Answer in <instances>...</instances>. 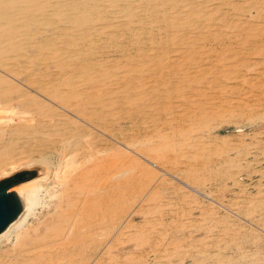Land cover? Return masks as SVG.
<instances>
[{
    "label": "rangeland",
    "instance_id": "1",
    "mask_svg": "<svg viewBox=\"0 0 264 264\" xmlns=\"http://www.w3.org/2000/svg\"><path fill=\"white\" fill-rule=\"evenodd\" d=\"M41 1L43 2L42 6L44 7V13L34 18L29 29L30 33L32 36H35L36 33L37 35H44L45 33L47 35H52L51 32H54L56 28H59L57 32L60 33L61 28L66 25L62 20H64L69 13L67 11H62L60 17H55L49 13L50 5L54 0ZM98 1L99 2H97V0H88V2L96 4L99 8L102 4L106 11V13L101 16V19H95L94 24H98V28H100L101 24L108 23L109 25L103 27L102 33L109 34L111 32L110 34H112L114 42L116 41L115 44L113 41H108L106 38L104 39V37L97 36L98 38L95 37L96 39L93 37L94 40H92V42H85L87 45L84 42H80L70 47L85 51L87 54L86 60L89 59V63L102 64L113 73L129 75L132 79V84L135 83L136 85L140 84V80H142L144 73H147V70L150 72H157L161 68V70L165 72L163 73L164 78L167 79L168 82H172L171 84L175 85L177 76L182 79L179 83L180 97H174L175 100L170 98L169 100H164V107H166L165 113L164 111L160 112V109L158 110V107L155 105V100L153 99V93H151L152 95L149 94L146 96L145 102L143 100L145 105H140L142 101L134 102L133 100H126L122 105L125 109L123 108L122 114L117 113V115L113 117V127L108 131L92 130L87 124L79 121V123L91 129L92 131L90 130V132L93 134L95 133L94 135L97 139L89 138L86 140L84 139V141L82 140L80 144H77L76 153L72 151L73 148L62 149L60 145H54L48 140L40 139L42 141L40 143L38 142L40 153H33L27 157L24 156L25 158L23 161L22 159H14L0 165V181L11 178L21 172L29 171L31 173L30 178L19 185H36V195L38 199V204L34 210L35 213L29 218L25 226L12 236L13 239L11 238L9 242L5 241L0 245V258L2 256H8L13 258V260H21L24 257V260L30 258L27 262L31 263L36 258L40 259L38 256L41 255L42 252H46L42 254L47 255L48 251H54L56 254L59 251L57 245L59 243H65L64 236L68 232L66 230H68L69 225L72 226L77 222V241H80V238L81 241L77 242V245H74V247L72 243H70L71 245L67 244V250L65 249L67 253L60 252L61 254L57 257V260H61H56L58 264L60 262L61 264H73V262L74 264H264V64L261 66L262 63H264V29H261L264 28V24H262L264 23V1L197 0L196 2V0H193L192 2L191 0H137L136 2V0H121L118 4L111 3V5L115 4L113 7L107 0ZM150 1L153 2L151 3ZM221 1L223 3H220ZM232 1L235 4H233ZM147 3L152 5L156 3L155 9L158 12L160 11V14L158 13L157 15L162 17L166 15L170 23L174 24L175 22V25L169 30L166 25L163 24L164 20L162 17L156 20L158 23L153 21V23L155 22L153 24L151 22L153 17H151L149 9H146ZM218 3L220 5H218ZM119 4H121V6ZM250 4L252 5L250 6ZM136 5L141 7L139 8ZM119 6L122 7V9ZM214 6H216V9ZM125 7L127 8L126 11H124ZM132 7L135 9V12H133ZM188 11L206 13L201 19H204V22L211 26L209 32L213 37L215 36V38H218V40L211 42L209 40H207L209 42L205 40L200 41L198 38L196 39L195 33L197 30L189 25H184L185 27L181 29L180 27L178 28L176 20H178L179 17L183 18L185 12L189 13ZM209 12L211 13L209 14ZM170 14H173V16ZM220 15L224 18L222 19ZM232 16L233 18H231ZM47 19L53 20L49 22V26L41 25L44 21L47 22ZM138 19L139 21H137ZM234 21H236L235 24H233ZM253 21L255 23H253ZM108 26H110V28ZM221 26L223 30L220 28ZM246 27H248V30ZM147 33H150V37ZM131 35H133V37ZM32 36L31 40L33 41L34 38ZM134 37L138 40H136L137 42L133 39ZM155 38L157 39L155 40ZM237 40L239 41L237 42ZM178 41L189 43V45L179 44ZM117 42L120 43L118 44ZM155 43L157 44L155 45ZM238 44L240 45L238 46ZM84 45L86 48L83 47ZM98 46L100 48H98ZM102 46L105 49L101 48ZM106 46L108 47L106 48ZM153 47L157 50L156 52ZM149 48L153 49L148 50ZM94 49L98 52L92 51ZM185 49H187V51ZM147 50L150 51V53H148ZM133 52L139 54L137 55ZM162 52L164 53L162 54ZM180 52L184 54H180ZM251 53H253L254 56ZM90 55L92 58H89ZM173 56L174 58H178L175 59V62ZM231 57L233 59H230ZM121 58L125 63H122ZM209 58L212 63L209 62ZM42 59L41 63H39L42 70L48 65L45 70L50 73V75H56L57 71L53 68L54 65L48 61L46 62V58L43 57ZM91 59L97 60L92 61ZM146 59H148V62ZM171 62L173 63L171 64ZM165 64L169 66H165ZM110 65L111 68L109 67ZM176 65H178V68ZM199 65H202L201 67L203 69L205 67V73L198 69ZM241 66H243V68ZM249 66H252V69L249 68ZM26 67H30V69ZM166 67H169V69ZM39 68L38 65L32 63L19 64L16 67L19 71H16L14 75L17 80L16 83H18L20 79L24 80V78L27 77V73H33L30 79L29 76L27 77L28 82H26L28 85L25 83L30 90L32 89L33 91L28 90L29 88H25L26 91H29V93L31 92L33 96L39 99L41 98V100L48 104L53 103L43 93L36 90L35 92L34 89H36V86L33 84L31 85L33 79L37 78L36 75ZM192 68H194V71ZM195 69L200 72L195 74ZM172 71L174 74H169V72ZM34 72H36L35 75ZM257 72L260 73L258 74ZM192 73L194 75H192ZM18 75H20V77ZM22 76L24 78H22ZM161 87L166 90V88H164L165 86ZM137 91L141 92V89ZM150 102L152 104H150ZM133 103H135V105H133ZM53 104L50 105L58 109V107ZM174 104L176 105L174 106ZM179 105L181 108L178 107ZM126 107L128 109H126ZM167 108L169 109L170 115L172 114L171 116L169 113H166L168 112ZM171 108L175 110L173 111ZM114 110H116V108H114ZM125 110L127 111L125 112ZM212 111L214 112L212 113ZM186 113L189 115L187 120H176L177 116L179 118ZM210 114L212 115L210 116ZM121 115L124 117H121ZM117 118L119 121H116L118 120ZM181 118L182 117H180V119ZM89 141L91 142L88 143ZM162 142L164 143L162 144ZM100 144L101 147H99ZM105 144L110 145L109 148L112 149L111 153L114 151L116 152L115 149L120 152L121 157L118 156V158H120L119 161L124 166L126 165L125 170H129L128 172L126 171L128 174L126 173L125 176L128 178L130 177L127 179V177L124 176L123 178H119V181L115 178L112 180V183L110 181V183L116 187L121 179L126 182H124L125 188L122 191V197L120 194L114 195L113 197V204L115 205L111 208V211L113 214L115 213L114 216L110 214L112 212H108L105 215L103 213L105 208L99 210L96 203L99 200L95 201L96 198H99L101 201L103 200L106 205L111 203L108 199L104 200V195L107 190L106 186H102L99 192L100 194L98 193V196L96 195L94 198H92V194L89 192L96 188L97 183L101 184V181H103L101 176L103 171L102 168L106 163L102 160L104 156L100 150L103 149ZM45 145L46 147H44ZM52 146L55 147L53 148ZM85 146H87V149ZM155 146L158 147L156 148ZM78 150L79 152L81 150L83 155L82 152H80L81 154L78 153ZM50 151H52V153ZM72 152L74 154H71ZM115 152L112 153L114 155L111 154L106 158L109 159L110 164L112 162L118 163V161H114L118 160L116 158L117 153ZM123 155L125 156L124 158L122 157ZM112 156L114 158H112ZM32 159L47 161L48 165L38 164L27 168V170L20 169L27 166V164L30 163L28 160ZM14 161L16 162L13 164ZM97 164L100 167L102 165V167L100 168ZM110 164L108 163L107 165ZM84 166H87L86 169L83 168ZM15 170L17 171L14 172ZM79 170L83 172H79ZM98 170H100V172ZM12 172L14 173L8 176ZM94 172L95 177L93 174ZM98 173L100 174L98 175ZM70 174L74 176L71 177ZM4 176L8 177L6 178ZM74 180H76L75 182L78 180L83 182L84 180L86 184L82 183L80 186L79 183H81V181L75 184ZM114 180L117 181L115 182ZM76 185L78 188L77 190L74 188ZM80 187H84L83 192L82 189H79ZM85 188H88V190L86 189L85 191ZM65 189L68 190H66V193H63ZM103 189L104 191H102ZM73 192H75V194ZM71 196L76 200L78 199V201L75 200L76 203L73 207V211H68L66 204L73 199ZM75 196H78V198ZM82 196L86 198V200L82 199ZM87 197L89 199L91 197L90 200H92V203ZM120 198L124 199V206L122 208L119 207L118 204ZM79 200H81L80 203ZM95 208H97V210H95ZM121 209L122 211L120 212ZM83 210L86 211L84 212ZM95 212H101L102 215L100 214V216L98 215L99 213ZM74 213L75 215L76 213L78 214L77 217L71 216ZM104 216L106 219H104ZM109 216L111 218L113 217V219H109ZM64 218H69V220H65V222ZM58 219L62 221H58ZM78 219L80 220L78 221ZM98 220L101 223H99ZM59 225H61L60 228ZM52 226H54L53 228L56 233L53 228H51ZM56 226H58L59 230L63 231V237L59 236V231L56 230L58 229ZM49 228H51L49 230L50 232H47ZM54 237L56 239H53ZM40 238H43V240ZM48 239L53 240L51 241ZM53 244L57 245L53 246ZM30 245H32L31 248ZM39 252L41 253L39 254ZM35 253L36 255L33 257L32 255ZM46 259L47 258L44 260Z\"/></svg>",
    "mask_w": 264,
    "mask_h": 264
},
{
    "label": "bare ground",
    "instance_id": "2",
    "mask_svg": "<svg viewBox=\"0 0 264 264\" xmlns=\"http://www.w3.org/2000/svg\"><path fill=\"white\" fill-rule=\"evenodd\" d=\"M161 1V0H160ZM165 1V0H162ZM177 1V0H176ZM180 1V0H179ZM188 1V0H187ZM193 2V0H191ZM249 1V0H247ZM264 1V0H263ZM97 2H99L97 0ZM107 2L111 5V3H115L118 4L121 2V0H107ZM127 2V1H126ZM131 2V1H130ZM137 2V0H136ZM139 2V1H138ZM146 2V1H145ZM151 2V1H150ZM153 2V1H152ZM151 2V3H152ZM186 2V1H185ZM197 2V0H196ZM219 2V1H218ZM226 2V1H225ZM238 2V1H236ZM252 2V1H251ZM42 1L41 0H0V165H3L4 163H6L7 161H11V160H21L23 161V159L25 158L24 156H29L33 153H37L39 152V145L38 142H42L40 139L42 140H48L51 143H53L54 145H60L62 146V149H66V148H73L72 151H74L76 153L77 151V144H80V142L84 139H89V138H96L97 137L90 132V130L92 129H96L97 131H108L110 130L112 126V124L114 123L113 117L117 115V113H121L123 111L124 106L123 103L126 100H133L134 102L137 101H142V103L140 105H145L143 103V100L145 102V98L147 95H152L151 93L154 94L153 99L155 100V105L158 107V110L160 109V112L166 110V107H164L165 99H174V97H180L179 94V83H180V77H176L177 81L175 82V85L171 84L170 81L168 82L167 79L164 78V74L165 72H163L160 68L159 71H149L147 70V73L142 76V80H140V84L136 85L135 83L132 84V79L129 75H122V74H118V73H113L110 70L106 69L104 65L102 64H92L89 63V59L86 60L87 58V54L85 53V51H82V49H75L72 48L70 46H75L80 42H92V40H94V38H98L97 36L100 37H104V39L106 38L108 41H113L114 39L112 37V34H107V33H102V29L104 26L109 25L108 23H104L100 25V28H98V24L95 25L94 21L95 19H101L103 16V14L106 13L105 9L103 8V5H100V8L98 6H96V4H92L90 2H88V0H54L53 3H51L50 5V10L49 13H51L52 15H54L55 17H60L62 11H67L69 14L67 15V17L62 20L64 21V23L66 24L63 28H61V32H57L58 29L56 28V30L54 32H51L52 35H47L46 33L43 35H36L32 36V34L30 33V26L33 23V20L36 16L38 15H42L44 13V7L42 6ZM128 3V2H127ZM133 3V2H132ZM140 3V2H139ZM142 3V2H141ZM178 3V2H176ZM207 3V2H206ZM220 3H223L222 1ZM230 3V2H228ZM233 3V1H232ZM231 3V4H232ZM262 3V2H261ZM114 4V5H115ZM155 4L153 5L150 3H147V7L146 9H149L150 13H151V17H153L152 19V23L153 21H156L158 19H161L162 16H158L157 14H160V11L158 12L155 9ZM180 4V3H179ZM182 4V3H181ZM215 4V3H214ZM235 4V3H233ZM237 4V3H236ZM256 4V3H255ZM259 4V3H258ZM114 5H111L112 7ZM121 6V4H119ZM125 5V4H123ZM144 5V4H143ZM194 5V4H193ZM198 5V4H197ZM216 5V4H215ZM218 5H220L218 3ZM223 5V4H221ZM227 5V4H226ZM252 4H250L251 6ZM105 6V5H104ZM119 6V7H120ZM127 6V5H125ZM130 6V5H129ZM137 6V5H136ZM174 6V5H173ZM187 6V5H186ZM209 6V5H208ZM228 6V5H227ZM242 6V5H241ZM255 6V5H254ZM262 6V5H261ZM111 7V9H112ZM134 7V6H133ZM132 7V8H133ZM137 7H141V6H137ZM135 7V8H137ZM180 7V5H179ZM196 7V6H195ZM216 6H214L215 8ZM110 8V7H108ZM122 9V7H120ZM138 8V9H139ZM170 8V6H169ZM213 8V9H214ZM260 8V7H259ZM119 9V8H117ZM124 9V8H123ZM126 7L125 10L126 11ZM137 9V10H138ZM180 9V8H179ZM178 9V10H179ZM211 9V8H209ZM216 9V8H215ZM214 9V11H215ZM247 9V8H246ZM110 10V9H108ZM133 12H135V9H132ZM142 10V9H141ZM144 10V9H143ZM166 10V9H165ZM223 10V8H222ZM225 10V9H224ZM234 10V9H232ZM116 11V10H115ZM118 11V10H117ZM128 11V10H127ZM162 11V9H161ZM164 11V10H163ZM177 11V10H176ZM201 11V10H200ZM213 11V12H214ZM219 11V10H218ZM217 11V13H218ZM221 11V10H220ZM229 11V10H228ZM258 11V8H257ZM111 12V11H110ZM132 12V11H130ZM165 12V11H164ZM178 12V11H177ZM180 12V11H179ZM189 12V11H188ZM204 12V10H203ZM231 12V11H230ZM238 12V11H237ZM48 13V12H47ZM114 13V12H113ZM141 13V12H140ZM211 12H209L210 14ZM223 13V12H221ZM254 13V12H253ZM111 14V13H110ZM117 14V13H116ZM124 14V13H123ZM206 14V13H205ZM204 13H201L198 11L196 13H194V11H191L189 13L185 12V15L183 18L179 17L178 20H176V25L178 26V28L180 27L183 28L185 27L184 25H189L190 27H192L193 29L197 30L196 34V39L198 38V40L200 41H207L209 40L211 41H216L218 40V38H215V36L213 37V35L209 32L210 27L209 25L206 24V22H204L203 16L205 15ZM224 14V13H223ZM234 14V13H233ZM231 14V15H233ZM122 15V14H121ZM169 15V14H168ZM173 16V14H170ZM222 15V14H221ZM220 15V17H221ZM235 15V14H234ZM139 16V15H138ZM146 16V15H145ZM229 16V15H228ZM109 17V16H108ZM112 17V16H111ZM123 17V16H122ZM136 17V16H135ZM169 17V16H168ZM242 17V15H241ZM246 17V16H245ZM45 18V17H44ZM171 18V17H170ZM174 18V17H173ZM176 18V17H175ZM222 18V17H221ZM224 18V17H223ZM222 18V19H223ZM228 18V17H226ZM225 18V19H226ZM233 18V16L231 17ZM230 18V19H231ZM263 18V17H262ZM46 19V18H45ZM112 19V18H111ZM111 19H109L110 21H112ZM115 19V18H113ZM163 24L166 25V27L170 30V28L175 25L173 23H170V21L168 20L169 18L166 17H162ZM172 19V18H171ZM170 19V20H171ZM217 19V18H216ZM55 20V19H54ZM108 20V18H107ZM149 20V19H148ZM235 20V19H234ZM245 20V19H244ZM52 19H47L46 21H42L43 23H41V25L43 26H49V22H52ZM109 21V22H110ZM115 21V20H114ZM139 21V19L137 20ZM144 21V20H143ZM162 21V20H161ZM180 21V22H179ZM214 21V20H213ZM57 22V21H56ZM101 22V21H100ZM120 22V21H119ZM124 22V21H123ZM126 22V21H125ZM146 22V21H145ZM158 23V21H156ZM229 22V21H228ZM232 22V21H231ZM236 21H234L233 24H235ZM241 22V21H240ZM245 22V21H244ZM258 22V21H257ZM256 22V24H257ZM35 23V22H34ZM63 23V22H62ZM115 23V22H114ZM118 23V22H117ZM137 23V22H136ZM142 23V22H141ZM150 23V24H152ZM155 23V22H154ZM153 23V24H154ZM227 23V22H226ZM253 23H255L253 21ZM55 24V23H54ZM135 24V23H134ZM145 24V23H144ZM143 24V25H144ZM160 24V23H159ZM232 24V23H231ZM264 24V23H262ZM57 25V23H56ZM111 25V23H110ZM116 25V24H114ZM123 25V24H122ZM130 25V24H129ZM162 25V23H161ZM160 25V26H161ZM228 25V24H227ZM238 25V23H237ZM54 26V25H52ZM112 26V25H111ZM121 26V25H120ZM148 26V25H147ZM219 26V24H218ZM247 26V25H246ZM257 26V25H256ZM110 28V26H108ZM128 27V25H127ZM157 27V26H156ZM159 27V26H158ZM162 27V26H161ZM165 27V28H166ZM254 27V26H253ZM252 27V28H253ZM259 27V26H258ZM106 28V27H105ZM117 28V27H116ZM125 28V27H124ZM136 28V27H135ZM134 28V29H135ZM150 28V27H149ZM148 28V30H149ZM160 28V27H159ZM177 28V27H176ZM217 28V27H216ZM222 28V26L220 27ZM234 28V27H233ZM239 28V27H238ZM241 28V25H240ZM239 28V29H240ZM244 28V27H243ZM248 30V27H246ZM120 29V28H119ZM138 29V28H137ZM152 29V28H151ZM167 29V30H168ZM212 29V28H211ZM225 29V28H224ZM264 29V28H261ZM260 29V30H261ZM44 30V29H43ZM52 30V29H51ZM164 30V29H163ZM188 30V29H186ZM185 30V31H186ZM221 30V29H220ZM223 30V28H222ZM221 30V32H222ZM229 30V29H228ZM232 30V29H231ZM259 30V29H257ZM46 31V30H45ZM124 31V30H123ZM122 31V32H123ZM138 31V30H137ZM152 31V30H151ZM165 31V30H164ZM184 31V32H185ZM189 31V30H188ZM217 31V30H216ZM245 31V30H244ZM252 31V29H251ZM145 32V31H144ZM143 32V33H144ZM170 32V31H169ZM219 32V31H218ZM240 32V31H239ZM238 32V34H239ZM250 32V31H249ZM113 33V32H112ZM117 33V32H116ZM115 33V34H116ZM124 33V32H123ZM155 33V30H154ZM181 33V32H180ZM227 33V32H226ZM230 33V32H229ZM237 33V32H236ZM243 33V32H242ZM247 33V32H245ZM251 33V32H250ZM264 33V32H263ZM49 34V33H48ZM129 34V33H128ZM149 34L150 37V33ZM159 34V33H158ZM163 34V33H161ZM189 34V33H188ZM193 34V33H192ZM221 34V33H220ZM223 34V33H222ZM234 34V33H233ZM256 34V33H255ZM124 35V34H122ZM141 35V34H140ZM139 35V36H140ZM143 35V34H142ZM146 35V34H145ZM167 35V34H166ZM181 35V34H180ZM179 35V36H180ZM186 35V34H185ZM194 35V34H193ZM235 35V34H234ZM241 35V34H240ZM245 35V34H244ZM257 35V34H256ZM263 35V34H262ZM31 36L34 38V40H31ZM118 36V35H117ZM133 37V35H131ZM138 36V37H139ZM159 36V35H158ZM162 36V35H161ZM178 36V38H179ZM189 36V35H188ZM249 36V35H248ZM259 36V35H258ZM255 36V37H258ZM264 36V35H263ZM94 37V38H93ZM119 37V36H118ZM144 37V36H143ZM147 37V36H146ZM194 37V36H193ZM191 37V38H193ZM95 38V39H96ZM115 38V36H114ZM154 38V37H153ZM165 38V36H164ZM240 38V37H239ZM243 38V37H242ZM241 38V39H242ZM246 38V37H245ZM118 39V38H117ZM122 39V38H120ZM135 39V37L133 38ZM144 39V38H143ZM149 39V38H147ZM157 38H155L156 40ZM195 39V40H196ZM249 39V38H248ZM253 39V38H252ZM255 39V38H254ZM98 40V39H97ZM137 39H135L136 41ZM146 40V39H144ZM154 40V39H152ZM159 40V39H158ZM167 40V39H166ZM189 40V39H188ZM194 40V41H195ZM232 40V39H231ZM245 40V39H244ZM105 41V40H104ZM107 41V42H108ZM131 41V39H130ZM134 41V40H133ZM138 41V40H137ZM136 41V42H137ZM207 41V42H209ZM225 41V40H224ZM228 41V40H227ZM239 40H237L238 42ZM241 41V40H240ZM256 41V40H255ZM99 42V41H98ZM116 42V41H115ZM114 42V44H115ZM125 42V41H124ZM128 42V41H127ZM132 42V41H131ZM142 42V41H141ZM149 42V41H148ZM167 42V41H166ZM179 42V41H178ZM198 42V41H197ZM236 42V43H237ZM251 42V41H249ZM258 42V41H256ZM105 43V42H104ZM118 44L120 42H117ZM139 43V42H138ZM143 43V42H142ZM158 43V42H157ZM155 43V45L157 44ZM194 43V42H192ZM233 43V42H232ZM87 45V43H85ZM102 44V43H101ZM113 44V43H112ZM113 44V45H114ZM126 44V42H125ZM128 44V43H127ZM148 44V43H147ZM154 44V43H153ZM169 44V42H168ZM167 44V46H168ZM179 44L182 45H186L189 43H184V42H179ZM231 44V43H230ZM253 44V43H252ZM106 45V43H105ZM123 45V44H122ZM136 45V44H135ZM140 45V44H139ZM138 45V46H139ZM143 45V44H142ZM159 45V44H158ZM170 45V44H169ZM178 45V44H177ZM213 45V44H212ZM232 45V44H231ZM230 45V46H231ZM240 44H238L239 46ZM251 45V44H250ZM104 46V44H103ZM101 48H104V47ZM128 46V45H127ZM132 46V45H131ZM150 46V45H149ZM171 46V45H170ZM204 46V45H201ZM214 46V45H213ZM211 46V47H213ZM84 48L85 45L83 46ZM108 46H106L107 48ZM129 47V46H128ZM143 47V46H141ZM140 47V48H141ZM158 47V46H157ZM207 47V46H206ZM205 47V48H206ZM210 47V45H209ZM215 47V46H214ZM251 47V46H250ZM98 48H100L98 46ZM123 48V47H122ZM121 48V49H122ZM155 50V47H153ZM153 48H149L153 49ZM165 48V47H164ZM217 48V47H216ZM219 48V47H218ZM242 48V47H241ZM261 48V47H260ZM105 49V48H104ZM128 49V48H127ZM134 49V48H133ZM159 49V48H158ZM162 49V48H161ZM173 49V48H172ZM170 49V50H172ZM190 49V48H189ZM188 49V52H189ZM196 49V48H195ZM224 49V48H222ZM240 49V48H238ZM98 50V49H97ZM126 50V49H125ZM130 50V49H129ZM147 50V51H148ZM165 50V49H164ZM178 50V49H177ZM182 50V49H181ZM187 51V49H185ZM202 50V49H201ZM230 50V49H229ZM244 50V49H242ZM95 52V49L92 50ZM101 51V50H100ZM99 51V52H100ZM120 51V50H119ZM123 51V49H122ZM157 50H155L156 52ZM160 51V50H159ZM211 51V50H210ZM248 51V50H246ZM102 52V51H101ZM170 52V51H169ZM217 52V51H216ZM233 52V50H232ZM243 52V51H242ZM121 53V52H120ZM126 53V51H125ZM134 53V52H133ZM132 53V54H133ZM148 53H150V51H148ZM152 53V50H151ZM164 52H162L163 54ZM166 53V52H165ZM210 53V52H209ZM215 53V52H214ZM225 53V52H223ZM229 53V52H228ZM254 53V52H253ZM251 53V54H253ZM100 54V53H99ZM103 54V53H101ZM137 54V53H134ZM139 54V53H138ZM137 54V55H138ZM156 54V53H155ZM154 54V55H155ZM171 54V52H170ZM178 54V53H177ZM180 54H184L183 52H180ZM216 54V53H215ZM222 54V53H221ZM243 54V53H242ZM239 54V55H242ZM249 54V53H248ZM89 55V54H88ZM98 55V54H96ZM95 55V57H96ZM197 55V54H196ZM226 55V54H225ZM224 55V56H225ZM233 55V53H232ZM250 55V54H249ZM247 55V56H249ZM94 56V54H93ZM101 56V55H100ZM130 56V55H129ZM146 56V55H145ZM144 56V57H145ZM181 56V55H180ZM212 56V55H211ZM251 56V55H250ZM254 56V54H253ZM46 58V62H50L51 64H53V68L56 69L57 74L56 75H50V73H48L45 68L48 67V65L42 70L41 65H39V63H41V59L42 58ZM89 57V56H88ZM122 57V56H121ZM140 57V56H139ZM182 57V56H181ZM198 58H201L199 56H197ZM216 57V56H215ZM234 57V56H233ZM89 58H92L91 55ZM124 58V57H123ZM132 58V57H131ZM177 57L174 58V62L175 59ZM214 58V57H213ZM219 58V57H218ZM250 58V57H249ZM102 59V58H101ZM104 59V58H103ZM144 59V58H143ZM171 59V58H170ZM178 59V58H177ZM181 59V58H180ZM204 59V58H202ZM210 59V58H209ZM221 59V58H220ZM230 59H233L232 57ZM43 60V59H42ZM92 60V59H91ZM90 60V61H91ZM92 60V61H96ZM122 60V58H121ZM120 60V61H121ZM148 59H146L147 61ZM193 60V59H192ZM195 60V59H194ZM201 60V59H200ZM240 60V59H239ZM248 60V59H247ZM256 60V59H255ZM261 60V59H260ZM103 61V60H102ZM101 61V62H102ZM125 61V60H124ZM144 61V62H146ZM151 61V60H150ZM164 61V60H163ZM177 61V60H176ZM181 61V60H180ZM191 61V60H190ZM202 61V60H201ZM228 61V60H227ZM226 61V62H227ZM238 61V60H237ZM264 61V60H263ZM43 62V61H42ZM127 62V61H126ZM135 62V61H134ZM140 62V61H139ZM148 62V61H147ZM146 62V63H147ZM154 62V60H153ZM185 62V61H184ZM211 62V59L210 61ZM240 62V61H239ZM245 62V61H244ZM257 62V60H256ZM262 62V61H261ZM22 63H32V64H36L38 65L41 70H37V78L33 79L31 85H35L36 89H34V91H39L41 93H43L46 97H48V99H50L55 105L56 107H58V109H56L55 107H53L50 104L53 103H46L45 101L41 100V98H37L35 96H33L31 94V92L29 93V91L27 92L25 88H29L28 85V79L27 77H30L33 75V73H27L26 74V78L25 74L24 77L22 76L23 79L18 80V83L16 78L14 77V75L16 74V71H19L16 69V67ZM117 63V62H115ZM122 63L123 62L122 60ZM129 63V62H128ZM158 63V62H156ZM173 62H171L172 64ZM177 63V62H176ZM193 63V62H192ZM205 63V62H204ZM212 63V62H211ZM218 63V62H217ZM221 63V62H220ZM223 63V61H222ZM247 63V62H246ZM249 63V62H248ZM258 63V62H257ZM50 64V65H51ZM149 64V63H148ZM179 64V63H178ZM209 64V63H207ZM216 64V63H215ZM243 64V63H242ZM245 64V63H244ZM253 64V63H252ZM251 64V65H252ZM264 63H262L261 66H263ZM46 65V64H45ZM130 65V64H129ZM128 65V66H129ZM135 65V64H134ZM133 65V66H134ZM151 65V64H150ZM156 65V64H154ZM168 65V64H167ZM165 64V66H167ZM204 65V64H203ZM211 65V64H210ZM231 65V64H230ZM247 65V64H246ZM256 65V64H255ZM28 66V65H26ZM52 66V65H51ZM115 66V65H114ZM147 66V65H146ZM169 66V65H168ZM178 68V65H176ZM202 65H199V68L201 72L204 71V69L201 67ZM235 66V65H234ZM239 66V65H238ZM253 66V65H252ZM251 66V67H252ZM33 67V66H32ZM111 68V65L109 66ZM117 67V66H116ZM127 67V66H126ZM138 67V66H137ZM135 67V68H137ZM212 67V65H211ZM243 68V66H241ZM246 67V66H245ZM249 66V68H251ZM254 67V66H253ZM25 68V67H24ZM23 68V69H24ZM27 68V67H26ZM34 68V67H33ZM115 68V67H113ZM150 68V67H149ZM148 68V69H149ZM165 68V67H164ZM167 69H169V67H166ZM181 68V66H180ZM197 68V67H196ZM218 68V67H217ZM233 68V67H232ZM240 68V67H239ZM248 68V67H247ZM27 69H30V67H28ZM35 69V68H34ZM37 69V68H36ZM145 69V68H144ZM151 69V68H150ZM186 69V68H185ZM194 71V68H192ZM190 69V70H192ZM210 69V68H209ZM208 69V70H209ZM237 69V68H236ZM252 69V68H251ZM117 70V69H116ZM129 70V69H127ZM132 70V69H131ZM184 70V69H183ZM197 69H195L196 71ZM207 70V71H208ZM247 70V69H246ZM254 70V69H253ZM259 70V69H258ZM26 71V70H25ZM118 71V70H117ZM168 71V70H166ZM199 70L195 72V74L200 72ZM243 71V70H242ZM240 71V72H242ZM250 71V70H249ZM256 71V70H255ZM22 72V71H21ZM215 72V71H214ZM221 72V71H219ZM19 73V72H18ZM24 73V72H22ZM36 72H34L35 75ZM121 73V72H120ZM126 73V72H125ZM128 73V72H127ZM167 73V72H166ZM205 73V71H204ZM208 73V72H207ZM244 73V71H243ZM247 73V72H246ZM258 73V72H257ZM260 73V72H259ZM258 73V74H259ZM21 74V73H20ZM169 74H174V72H169ZM212 74V73H211ZM233 74V73H232ZM253 74V73H252ZM262 74V73H261ZM138 75V74H137ZM178 75V74H177ZM190 75V74H189ZM192 75H194L192 73ZM217 75V74H216ZM240 75V74H239ZM20 77V75H18ZM53 76V77H52ZM55 76V77H54ZM139 76V75H138ZM181 76V75H180ZM199 76V75H198ZM261 76V75H259ZM17 77V76H16ZM133 77V76H132ZM170 77V76H169ZM182 77V76H181ZM192 77V76H191ZM195 77V76H194ZM262 77V76H261ZM137 78V77H136ZM219 78V77H217ZM114 79V80H113ZM187 79V78H186ZM192 79V78H190ZM212 79V78H211ZM210 79V80H211ZM235 79V78H233ZM242 79V78H241ZM249 79V78H248ZM139 80V79H138ZM171 80V79H170ZM173 80V79H172ZM194 80V79H193ZM220 80V79H219ZM27 81V82H26ZM30 82V81H29ZM131 82V83H130ZM136 82V81H135ZM189 82V81H188ZM27 83V85L25 84ZM136 86H135V85ZM161 86H165V89H162ZM185 86V85H183ZM204 86V85H203ZM161 87V88H160ZM182 87V85H181ZM194 88V87H193ZM197 88V87H196ZM138 89H141V92L137 91ZM182 89V88H181ZM30 90V88L28 89ZM32 90V89H31ZM30 90V91H31ZM183 90V89H182ZM181 90V91H182ZM33 91V90H32ZM35 91V92H36ZM35 94V93H34ZM191 95V94H190ZM40 96V95H39ZM183 96V95H181ZM42 97V96H41ZM150 97V96H149ZM152 97V96H151ZM150 100V99H149ZM175 100V99H174ZM167 101V100H166ZM173 101V100H172ZM171 101V102H172ZM50 102V101H47ZM129 102V101H128ZM147 103V102H146ZM175 103V102H173ZM53 104V105H54ZM150 104H152L150 102ZM154 104V102H153ZM167 104V103H166ZM169 104V102H168ZM133 105H135V103H133ZM170 105V104H169ZM176 104H174L175 106ZM130 106V105H129ZM137 106V105H136ZM148 106V105H146ZM145 106V107H146ZM153 106V105H152ZM171 106V105H170ZM128 107V106H127ZM126 107V109H128ZM131 107V106H130ZM179 108H181V106H178ZM177 107V108H178ZM183 107V106H182ZM114 108H116V110H114ZM156 108V107H155ZM176 108V107H175ZM188 108V107H187ZM212 108V107H211ZM125 109V108H124ZM145 109V108H144ZM168 109V108H167ZM173 110V108H171ZM217 109V108H216ZM113 110V111H112ZM148 110V109H147ZM152 110V109H151ZM175 110V109H174ZM173 110V111H174ZM210 110V109H209ZM213 110V109H212ZM127 110H125L126 112ZM149 111V110H148ZM218 111V110H216ZM178 112V111H176ZM188 112V111H187ZM209 112V111H208ZM207 112V113H208ZM214 111H212L213 113ZM124 113V112H123ZM169 113V109L168 112ZM185 113V112H184ZM189 113V112H188ZM192 113V112H191ZM206 113V114H207ZM211 113V112H210ZM122 114V113H121ZM127 114V113H126ZM148 114V113H147ZM179 114V113H178ZM125 115V114H124ZM170 115V113H169ZM172 115V114H171ZM170 115V116H171ZM174 115V114H173ZM209 115V113H208ZM212 114H210L211 116ZM123 115H121L122 117ZM152 116V115H151ZM175 116V115H174ZM173 116V117H174ZM180 116V115H179ZM205 116V115H204ZM124 117V116H123ZM180 117H182L180 119ZM178 118H176V120H187L189 118V115L184 114L183 116H180ZM196 117V116H195ZM119 118V116H118ZM117 118V119H118ZM126 118V117H125ZM124 118V119H125ZM200 118V117H199ZM115 119V118H114ZM121 120V119H120ZM123 120V119H122ZM178 120V121H179ZM80 122H84L85 124H87L89 126L88 127L84 126L83 124L79 123ZM113 121V123H112ZM116 121H119L116 120ZM173 121V120H172ZM183 122V121H182ZM181 123V122H180ZM121 124V123H120ZM168 124V123H167ZM165 124V125H167ZM171 125V122H170ZM116 126V125H115ZM114 126V127H115ZM91 130V131H92ZM187 130V129H186ZM183 131V130H182ZM96 134H100V133H96ZM98 136V135H97ZM40 140V141H39ZM91 140V139H90ZM107 141V140H106ZM91 141H89L88 143H90ZM94 142V141H93ZM97 142V141H96ZM105 142V141H104ZM86 143V142H85ZM107 143V142H106ZM164 142H162L163 144ZM177 143V142H176ZM52 144V145H53ZM92 144V143H91ZM95 144V143H94ZM102 144V143H101ZM101 144L99 147H101ZM158 144V143H157ZM48 145V144H47ZM88 145V144H87ZM49 146V145H48ZM81 146V145H80ZM84 146V145H83ZM103 146V145H102ZM110 145L105 144L103 146V149L100 150L101 153L104 156V159L108 158L112 153L111 150L109 148ZM160 146V145H159ZM168 146V145H167ZM170 146V145H169ZM46 147V145L44 146ZM53 147V146H52ZM55 147V146H54ZM53 147V148H54ZM87 146H85L86 148ZM156 147V146H155ZM158 147V146H157ZM156 147V148H157ZM162 147V146H161ZM172 147V144H171ZM169 147V148H171ZM174 147V145H173ZM58 148V147H57ZM84 148V147H83ZM91 148V147H90ZM89 148V149H90ZM87 149V148H86ZM94 149V147H93ZM176 149V148H175ZM53 150V149H52ZM84 150V149H82ZM97 150V149H95ZM117 153V159L118 160H114V161H118V163H111L109 162V159H102L103 161H105L104 163V167L102 168V183L96 185V188L92 189L90 188L91 191L90 194H92V198H94V196H98V193L101 191L102 186H106V192L104 195V200L108 199L109 201H111V203L108 205H106V203L103 202V200L101 201V199L96 198L93 199L95 201H97V207L99 208V210H103V213L106 215V213H110L111 208L115 205L113 204L114 200L113 197L114 195H118L120 194V196L122 197V191L125 188L124 187V182L122 179L120 180V182H118L117 187L115 185H112V180L113 179H119V178H123L126 173L129 171L125 170V166L119 161L121 157V154L119 151H117V149H115ZM156 150V149H155ZM41 151V150H40ZM43 151V150H42ZM45 151V150H44ZM88 151V150H87ZM98 151V150H97ZM170 151V150H169ZM172 151V150H171ZM174 151V150H173ZM52 153V151H50ZM80 152H82L80 150ZM78 150V153H80ZM40 153V152H39ZM50 153V154H51ZM54 153V152H53ZM99 153V152H98ZM97 153V154H98ZM42 154V153H41ZM71 154H74L73 152ZM81 154V153H80ZM87 154V153H85ZM124 154V153H123ZM77 155V154H76ZM75 155V156H76ZM83 155V152H82ZM81 155V156H82ZM114 155V154H112ZM78 156V155H77ZM80 156V155H79ZM91 156V155H90ZM95 156V155H94ZM99 156V155H98ZM102 156V155H101ZM163 156V155H162ZM86 157V156H85ZM123 158L125 157L124 155L122 156ZM84 158V157H83ZM91 158V157H90ZM99 158V157H98ZM102 158V157H101ZM112 158H114L112 156ZM111 158V159H112ZM115 158V159H116ZM128 158V157H127ZM46 159V158H45ZM88 159V158H87ZM83 160V159H82ZM86 160V158H85ZM101 160V161H102ZM127 160V159H126ZM26 161V160H25ZM16 161L13 162V164ZM27 166L22 167L20 169H24L27 170V168H30L31 166L34 165H38V164H47V161L45 162L44 160L41 159H32V160H28ZM83 162V161H82ZM99 162V160H98ZM97 162V163H98ZM110 165H107V164ZM125 163V162H124ZM99 164V163H98ZM97 164V166H99ZM7 165V164H6ZM11 165V164H10ZM9 165V166H10ZM48 165V164H47ZM59 165V164H58ZM89 165V164H88ZM93 165V164H92ZM90 166V165H89ZM94 166V165H93ZM96 166V165H95ZM2 167V166H1ZM36 167V166H35ZM87 167V166H86ZM86 167L84 166L83 168L86 169ZM91 167V166H90ZM100 167V166H99ZM102 167V165H101ZM100 167V168H101ZM82 169V168H81ZM89 169V168H88ZM96 169V167H95ZM94 169V170H95ZM19 170V169H18ZM100 170H98L100 172ZM17 170H15L14 172H16ZM84 171V169H83ZM81 170H79V172H83ZM88 171V170H87ZM127 171V172H126ZM137 171V170H136ZM14 172L10 173L8 176H10L11 174H13ZM78 172V173H79ZM96 172V171H95ZM95 172L94 177H95ZM132 172V171H131ZM130 172V173H131ZM135 173V171H134ZM181 173V172H180ZM100 173H98L99 175ZM128 174V173H127ZM78 175V174H77ZM75 175V176H77ZM83 175V174H82ZM8 176H4V177H8ZM71 176V174H70ZM74 176V175H72ZM71 176V177H72ZM79 176V175H78ZM84 176V175H83ZM130 176V175H129ZM86 177V175H85ZM84 177V178H85ZM100 177V176H99ZM98 177V178H99ZM127 177V176H125ZM69 178V177H68ZM74 178V177H73ZM91 178L93 179L92 175ZM130 178V177H129ZM127 177V179H129ZM44 179V178H43ZM63 179V178H62ZM79 179V178H78ZM90 179V178H89ZM100 179V178H99ZM40 180V179H39ZM82 180V179H81ZM80 180V181H81ZM91 180V179H90ZM88 180V181H90ZM116 180V181H117ZM125 180V179H124ZM73 181V180H72ZM71 181V182H72ZM76 180H74L75 182ZM79 181V180H78ZM77 181V182H78ZM79 181V182H80ZM111 181V183H110ZM115 181V180H114ZM115 181V182H116ZM119 181V180H118ZM129 181V180H128ZM127 181V182H128ZM70 182V181H69ZM77 182H75V184H77ZM92 182V181H91ZM94 182V181H93ZM96 182V181H95ZM36 183V182H35ZM82 183H84L81 181L80 186L82 185ZM100 183V182H99ZM126 183V182H125ZM130 183V182H129ZM86 184V183H84ZM83 184V185H84ZM128 184V183H127ZM132 184V183H131ZM73 185V184H72ZM95 185V184H94ZM133 185V184H132ZM87 186V185H86ZM89 186V185H88ZM126 186V185H125ZM36 185H30V184H25V185H19L16 186L14 188H11L9 190L10 193H13L14 195L17 196V198L20 200L21 204H22V211L19 214V216L17 217L16 220H14L2 233H0V245H2L5 241L9 242L12 238V236L19 230H21V228H23L25 226V224L28 222L29 218L33 215L34 210L38 204V199H37V195H36ZM92 187V186H90ZM94 187V186H93ZM127 187V186H126ZM130 187V184H129ZM63 188V187H62ZM76 188L75 190H77V185L74 187ZM69 189V188H68ZM63 193H66V190ZM80 190L82 189V192L84 191V187H80ZM88 190V188H85ZM104 189L102 191H104ZM127 190V189H126ZM73 191V190H72ZM75 194V192H73ZM38 194V193H37ZM73 194V195H74ZM100 194V193H99ZM122 194V195H121ZM125 194V193H124ZM78 195V193H77ZM85 195V194H84ZM102 195V194H101ZM88 196V195H87ZM126 196V195H125ZM73 198V196H71ZM78 198V196H75ZM83 197V196H82ZM86 197V196H85ZM89 197V196H88ZM87 197V199L91 202L92 200L91 197L90 199ZM117 197V196H116ZM119 197V196H118ZM70 198V197H69ZM103 198V196H102ZM74 199V198H73ZM70 200L66 206H67V210L69 211H73V207L76 203V201H78V199H74V200ZM85 199L86 198H82ZM76 200V201H75ZM81 200H79L80 203ZM126 201V200H125ZM116 202V201H115ZM127 202V201H126ZM78 203V204H79ZM92 203V202H91ZM77 204V205H78ZM87 204V203H86ZM117 204V203H116ZM118 204L119 207H123L124 206V199H119L118 200ZM83 205V204H81ZM91 205V204H90ZM84 206V205H83ZM93 206H94V202H93ZM77 208H79L78 206H75ZM85 207V206H84ZM127 207V206H126ZM81 208V207H80ZM87 208V206H86ZM76 209V208H75ZM83 209V207H82ZM92 209V208H90ZM115 209V208H114ZM113 209V210H114ZM126 209V208H125ZM89 210V209H88ZM93 210V209H92ZM95 210H97V208H95ZM66 213H69V212ZM84 211V210H83ZM86 211V210H85ZM84 211V212H85ZM118 211V209H117ZM116 211V212H117ZM122 211V209L120 210V212ZM83 212V213H84ZM93 212V211H92ZM91 212V213H92ZM115 212V211H114ZM125 212V211H124ZM64 213V214H66ZM94 213V212H93ZM95 213H99V212H95ZM119 213V211H118ZM71 214V213H70ZM69 214V215H70ZM101 212L98 214L100 215ZM103 214V215H104ZM111 215L113 214L110 213ZM120 214V213H119ZM123 214V213H122ZM121 214V215H122ZM35 215V214H34ZM77 213L75 215V213L73 215H71L72 217H77ZM87 215V214H86ZM95 215V214H94ZM97 215V216H98ZM102 215V214H101ZM100 215V216H101ZM109 215V214H108ZM115 215V213L113 214V216ZM65 216V215H64ZM93 216V215H91ZM61 217V216H60ZM94 217V216H93ZM105 217V216H104ZM110 217V216H109ZM62 218V217H61ZM70 218V217H69ZM69 218H64V221L69 220ZM81 218V217H80ZM90 218V217H89ZM106 219V217L104 218ZM109 219H113V217L109 218ZM61 220V219H60ZM58 219V221H60ZM80 219H78L79 221ZM84 220V219H83ZM100 220V218H99ZM98 220V222H99ZM107 220H108V216H107ZM106 220V221H107ZM110 220V221H111ZM115 220V219H114ZM57 221V222H58ZM62 221V220H61ZM65 221V222H66ZM95 221V220H94ZM56 222V223H57ZM87 222V221H86ZM115 222V221H114ZM60 223V222H59ZM69 223V222H68ZM88 223V222H87ZM101 223V222H99ZM110 223V222H109ZM112 223V222H111ZM61 224V223H60ZM66 224V223H65ZM64 224V225H65ZM58 225V224H57ZM102 225V224H101ZM108 225V224H107ZM61 225H59L60 228ZM66 226V225H65ZM71 225H69L68 227V231L66 234L65 231V236L62 230H59L58 226H56L59 232V236L61 237H65L64 241L65 243H59L57 246L59 248V251L55 254L54 251H48L47 255L46 254H42V253H46V252H39V254L41 253V255H39L38 258H36L35 260H33V262L29 263L27 262L30 258H26L28 260H13V258L11 257H1L0 258V264H56V260L57 257H59V255L61 254L60 252H65L66 249V245H71L70 243L74 245H77V242L81 241H77V222L74 223L71 227ZM109 226V225H108ZM113 226V224H112ZM54 226H52L51 228H53ZM55 227V228H56ZM47 229V232H50L49 230L51 229ZM64 228V227H63ZM54 230V228H53ZM52 230V231H53ZM55 231V230H54ZM81 231V230H80ZM56 233V231H55ZM54 233V234H55ZM47 234V233H46ZM50 236V235H49ZM53 236V235H52ZM58 236V235H57ZM56 237V236H55ZM53 239H56V238ZM94 237V236H93ZM13 239V238H12ZM43 240V238H40ZM52 239V240H53ZM79 239V238H78ZM85 239V238H84ZM37 240V239H36ZM51 240V239H48ZM46 240V241H48ZM51 240V241H52ZM35 242V241H34ZM33 242V243H34ZM37 242V241H36ZM60 242V241H59ZM98 242V241H97ZM25 243V242H24ZM56 243V242H55ZM27 244V243H26ZM40 244V243H39ZM44 244V243H43ZM86 244V243H85ZM36 245V244H35ZM34 245V246H35ZM53 244V246H56ZM32 245H30L31 248ZM52 246V248H53ZM65 246V247H64ZM15 247V246H14ZM72 248V247H71ZM36 249V248H33ZM42 249V248H41ZM70 249V248H69ZM32 250V249H30ZM57 250V248H56ZM67 250V249H66ZM71 250V249H70ZM69 251V250H68ZM71 252V251H70ZM25 254V252H24ZM30 254V253H29ZM38 254V251H37ZM63 254V253H62ZM77 254V253H76ZM18 255V254H17ZM21 255V254H20ZM35 254H33L32 256L34 257ZM68 255V254H67ZM75 255V254H74ZM10 256V255H9ZM12 256V255H11ZM48 256V257H47ZM69 256V255H68ZM77 256V255H75ZM19 257V256H18ZM27 257V256H26ZM30 257V256H29ZM66 257V256H65ZM16 258V257H15ZM20 258V257H19ZM45 258H47L46 260H44ZM61 258V257H60ZM71 258V257H70ZM67 259V258H66ZM65 259V260H66ZM60 260V259H59ZM57 260V261H59ZM64 260V261H65ZM61 261V260H60ZM68 262V261H67ZM66 262V263H67ZM72 262V261H71ZM58 264V263H57ZM61 264V262L59 263ZM69 264V263H68ZM74 264V262H73Z\"/></svg>",
    "mask_w": 264,
    "mask_h": 264
},
{
    "label": "water",
    "instance_id": "3",
    "mask_svg": "<svg viewBox=\"0 0 264 264\" xmlns=\"http://www.w3.org/2000/svg\"><path fill=\"white\" fill-rule=\"evenodd\" d=\"M30 174L29 171H24L0 181V233L16 220L22 211L20 200L9 190L26 182L30 178Z\"/></svg>",
    "mask_w": 264,
    "mask_h": 264
}]
</instances>
